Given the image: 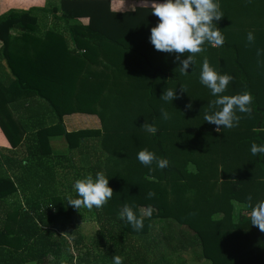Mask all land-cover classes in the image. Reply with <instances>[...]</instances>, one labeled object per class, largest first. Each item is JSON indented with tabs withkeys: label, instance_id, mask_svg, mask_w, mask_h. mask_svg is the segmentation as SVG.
I'll list each match as a JSON object with an SVG mask.
<instances>
[{
	"label": "trees",
	"instance_id": "obj_1",
	"mask_svg": "<svg viewBox=\"0 0 264 264\" xmlns=\"http://www.w3.org/2000/svg\"><path fill=\"white\" fill-rule=\"evenodd\" d=\"M44 9L47 10L43 12L49 13L47 7ZM35 11L33 8L27 11H10L0 18V51L3 60V63L0 62V129L10 145L8 150L11 152L8 153L19 151L26 157L17 161L15 156L10 155L11 157L3 160L6 170L0 174V214L1 217L4 216L0 218V264H48V254L55 256V263L62 259L53 238L54 229L58 231L73 223L77 217L74 214L75 208L53 197L46 205L53 209L48 210H43L39 204H28L27 210H19L20 206L12 210L6 205L7 199L17 192L18 186L29 184L32 176L40 171L37 172L36 164L51 155L49 138L56 135L63 136L69 149L78 148L81 153H87L90 159L91 156L96 157L95 161L88 163V173L95 177L97 172H103L109 179V186L114 194L102 208H96L94 218L97 217L96 221L102 230L103 226H109L112 232H121L123 235L113 243L114 247L108 248L105 253L111 263L112 257L119 255L124 258V264H173L176 251L201 248L203 257L209 258L213 264H238V261L248 264V259L253 264H264V257H259L264 256L262 251L257 253L260 248L251 249L239 258L232 253V249L226 250L224 243L227 235L213 222H207L204 218L195 222V216L191 217L187 212H181L179 209L168 210L161 199L162 194L156 182L142 183L143 179L135 181L133 176L123 177L119 173L115 175L106 171L101 159L103 151L100 148V145L106 146V137L100 130L67 132L63 126V116L78 112L95 114V105H107L110 99L108 97L115 94V91L129 104L137 103L140 110L146 107V102L151 109H155L156 114L161 108H167L168 102L160 99L167 89L162 88L161 79L166 78L161 74L164 66L169 65L171 60L167 58L170 57L169 53L155 50L150 42V30L159 22L152 14V7L115 12L111 10L109 0H60L50 13L54 18L69 25V37L59 32L36 34L39 20ZM83 18L88 19L85 26L75 24ZM14 29L19 32L15 37L11 36ZM69 40L73 43L72 49L78 54H72ZM228 48L234 54L233 65L243 91L251 92L254 97L251 115L263 117L248 130L250 140L264 145V138L261 137L264 134V107L259 105L257 95L251 91L249 77L239 63L238 51L234 47ZM98 52L107 63L121 68L130 81L119 82L118 78L110 80L104 70L99 72L102 75L97 77L95 83L87 81V64L96 58ZM86 71L95 76L89 69ZM169 80L172 81V77ZM169 88L174 89L171 86ZM199 89L195 84L194 90L200 92ZM197 92L192 99L194 102L191 109H177L180 117L194 114L198 119L204 120L205 114H210L206 108L209 99H204L202 92ZM207 123L203 122V126ZM122 127L124 130L127 128L125 125ZM204 133L209 136V133ZM89 135H95L97 138L90 139ZM236 135L235 132L223 131L219 139L225 143H234ZM146 136L148 133L144 132L143 137ZM152 137L161 158L166 159V150L156 140V135ZM93 140L96 141V144H93L96 149L92 151L88 147ZM254 161L264 170V154L256 155ZM30 162L33 164L28 166ZM171 168L173 167L169 165L164 169L159 168L160 172L156 177H165ZM12 169L24 171L23 176L17 178L16 182L11 176ZM32 170L35 172L33 175ZM172 171L177 170L174 168ZM51 172L46 169L45 175L53 177ZM144 173L150 172L145 170ZM236 175L237 180L244 185V181L239 180L242 178L240 172L236 171ZM42 179L43 176H40L35 185H39ZM244 180L247 181L245 178ZM238 184L237 182L230 186L233 194L239 191ZM150 191L155 193L151 198L148 197ZM239 193L233 197L235 200L245 198L250 192L245 195ZM229 199V196L226 200L224 198L221 204L224 203L228 208L231 205ZM124 204L132 206L138 217L139 206L152 209L150 216L143 218V228L140 231H135L130 224L119 218L118 210ZM153 208L157 209V212H154ZM230 214L231 212L225 214L224 220L226 217L230 219ZM238 219L242 223L248 221L243 214H240ZM47 222L58 225L49 228ZM207 223L208 225H205ZM257 256L259 258H256ZM84 261L89 262L87 259Z\"/></svg>",
	"mask_w": 264,
	"mask_h": 264
},
{
	"label": "rangeland",
	"instance_id": "obj_2",
	"mask_svg": "<svg viewBox=\"0 0 264 264\" xmlns=\"http://www.w3.org/2000/svg\"><path fill=\"white\" fill-rule=\"evenodd\" d=\"M31 1L34 3L28 4L27 0H0V18L10 11H27L33 8L36 10L35 14L39 20L36 34L48 35L50 32H59L69 37V29H67L69 25L54 18L53 14L50 13L56 8L57 0H43V2L46 1L44 3L49 9V13L43 12L47 9H44V4H41L42 0ZM222 7L220 4L224 16L221 20L216 21V25L225 37L224 45L227 47L224 45L213 47L206 42L203 45L205 51L195 56L196 62L192 68H189L186 75L182 74L180 65L176 62V54H169L170 57H167L171 60V63L164 66L161 76L164 75L166 79H161V85L163 89L166 87L169 89L170 86L174 87L180 98L174 99L175 101L172 104L171 101H167L170 106L167 105L164 110L169 113L170 119L164 120L162 118V108L156 114L155 109H151L146 102L144 104L146 107L140 110L137 103L129 104L126 99L118 96L115 91V94L108 97L110 99L107 105L103 107L98 104L95 105L97 110L95 114L73 113L65 115L63 121L67 123L66 129L71 131L100 130L103 136L106 137V146L100 145L103 151L101 159L104 162L106 171L113 172L115 175L119 173L123 177L133 176L132 179L135 181L143 179L142 183L156 182L162 194L161 199L168 210L179 209L181 212H187L189 216H195L193 220L195 222L199 218L207 219V222H213L218 228L223 229L224 234L227 235V240L224 243L226 250L228 248L232 249V253L234 252L235 255L241 258L244 256L242 254L255 248H260L261 250L257 253L262 251L264 255V232L251 225L249 219L250 209L243 206L247 203L249 195L252 197L253 205L264 201V170L258 167L254 161L255 156L251 153L253 142L250 140V131H248L263 117L261 115H251L249 117L245 113L237 112V115L242 117L239 125L232 129H223L221 126V131L217 132L215 130L216 126L213 124L207 123L204 127L203 122L205 120L198 119L197 115L192 114L182 118L179 116L181 114L176 112L178 108L188 111L186 105L189 102L192 105V102H194L192 99L197 92L194 90L195 84L200 88L199 91L202 92L204 99H209L206 104L207 111L212 114L214 111L219 110L218 106L217 108H209L210 102L218 97L211 96L210 89L200 83V73L205 57L208 59L210 66L214 67L218 73L229 74L233 77L223 95H236L244 92L233 65L234 54L228 47H234L238 51L239 63L249 77L251 91L257 95L259 105L264 107V0H236V4H233V1H228L224 9ZM41 9L43 10L41 11ZM75 24L82 25L80 22ZM250 31L255 35L253 44H249L247 41V34ZM18 34L19 32L16 29L11 32L13 37ZM69 42L72 54H78L76 50L72 49V41L69 40ZM1 45L0 41V50ZM100 57L102 56L100 55ZM186 58L187 54L181 56V59ZM1 59L0 51V62L3 63ZM98 62L93 69L96 77L102 75L100 73L104 70L110 80L118 78L119 82L121 80L124 83L130 81L127 74L121 71V68L114 67L106 61L103 62V60H98ZM173 72H176V74L174 75ZM170 77H172V81L169 80ZM181 85L185 86L186 92L183 95L180 93ZM109 91L111 92V89ZM145 108L148 109L145 110ZM156 117H160L162 120ZM153 120H155L158 128V132L155 134L157 136L156 140L166 150L168 165L173 167L169 173H166L165 177L159 178L156 175H158L160 169L155 163L151 166L154 171H150L149 167L144 166L137 159L138 152L145 148L161 158L152 140L153 134L141 127L146 121L151 123ZM122 125L127 126V128L124 130ZM223 131L237 133L235 142L230 143L227 141L225 143L219 139V135ZM144 132H147L148 136L143 137ZM204 132L209 133V136ZM3 136L4 134L0 129V138H3ZM261 137L264 138V134ZM89 138L95 139L97 137L89 135ZM49 139L52 148L51 155L44 157L36 164L38 167L37 172L40 170L39 174L32 176L29 184L19 185L17 192L7 199L6 205L10 206L12 210H16V206H20L19 210H27L29 208L28 204L33 206L39 204L43 210L53 209L50 208V205L46 206L48 201L52 200V197L58 198L62 202H67L68 195L76 198L73 189L75 181L90 174L86 168H88V163L95 161V156H91L90 159L87 153H81L78 148L75 150L69 149L61 135L52 136ZM93 144H96L95 140L91 141L90 147H88L92 151L96 149ZM7 145L10 146L9 143H5L4 147L0 144V174L6 170L3 160L7 157L15 156L14 158L17 161L26 158L19 151L9 154L8 152L11 151L6 148ZM31 164L33 162L27 165ZM189 164L195 165V173L189 170ZM174 168L177 170L176 172L172 171ZM46 169L52 171L53 177L49 178L45 175ZM145 170H149L150 173L145 174ZM135 171L136 174H134ZM236 171L240 172L242 178L239 180L244 181V185H241L237 180ZM23 172L22 170H11V176L15 182L17 178L23 176ZM34 173V170H32L31 174ZM40 176H43L42 181L39 185H35ZM232 179L240 184H238L239 191L235 194L229 189L233 184ZM246 192L250 193L244 196L245 198L240 200L233 198L238 193L245 195ZM228 196L231 205L227 208L224 203H221ZM220 204L222 207H220ZM121 208H119V212ZM228 209L229 211H227ZM148 210L149 208L146 206H139L137 213L138 215L145 213L143 218H148L150 216L147 214ZM153 211L157 212V209L153 208ZM229 212H231L230 219L226 217L224 220L225 214ZM96 213L97 209L95 207L91 210L83 207L79 210L76 209L74 214L77 217H75L73 223L58 231L54 229L53 238L60 250L62 259L60 262L55 263V256L48 254L46 257L48 264H68L69 262L74 264H113L105 253L108 252V248H113V243L123 235L121 232H112L109 226H103L104 230H102L96 221L97 217L94 218ZM240 214L248 218L246 223L239 221ZM214 215L215 218H213ZM0 218H4V216L1 217L0 214ZM46 225L53 228L58 224L53 225L47 222ZM205 225H208V223ZM258 256L256 258L264 257ZM86 259L89 260L88 263L84 261ZM178 259L182 261H178ZM173 261V264H213L209 258L203 257L201 248L178 250L173 256ZM246 263L250 264L252 261L248 259ZM256 263L258 262L256 261ZM238 264H242V262L238 261Z\"/></svg>",
	"mask_w": 264,
	"mask_h": 264
},
{
	"label": "clouds",
	"instance_id": "obj_3",
	"mask_svg": "<svg viewBox=\"0 0 264 264\" xmlns=\"http://www.w3.org/2000/svg\"><path fill=\"white\" fill-rule=\"evenodd\" d=\"M152 14L155 15L159 22L151 28L150 42L155 50L176 54V62L180 65L182 74H187L189 68L195 64V56L205 51L203 45L207 42L213 47L223 46L225 37L221 30L217 27L216 21L223 18L224 14L220 9L219 0H151ZM249 44L255 42L253 32L247 34ZM187 54L186 59H181V56ZM259 54V52H258ZM233 80L229 74H220L214 67L210 66L208 59L205 57L200 73V83L210 89L211 94L218 97L211 101L209 108H217L212 114H205L204 120L216 126V131H221L222 128L232 129L239 125L241 116L237 112L245 113L249 117L252 114V103L254 100L251 92L245 90L243 93L236 95H223L226 92L228 85ZM185 86L181 85L180 93H184ZM179 96L176 89H165L160 99L165 101H173ZM192 105H186L187 109H191ZM161 116L164 120L170 119V115L166 110H161ZM145 131L155 135L158 128L153 122L147 121L141 126ZM251 153L256 156L264 154V145H258L253 142L251 145ZM138 161L150 171H154L151 166L155 163L160 169L168 166L169 161L164 158H158L156 154L149 151L147 148L142 149L137 154ZM189 170L195 173V165L189 164ZM233 184H237L235 179H232ZM76 198L72 195L67 196V204L79 210L93 207L100 209L112 198L114 191L109 186V179L103 172H97L95 177L91 174L83 179H77L73 185ZM155 195L154 192H149L148 197ZM250 209L249 219L251 225L258 227L261 232H264V201L252 204V197H247V203L243 205ZM152 209L149 208L148 215ZM145 213H141L138 217L133 207L129 204H124L119 212V218L125 223L130 224L135 231H140L143 228V217ZM219 215V214H216ZM215 218V215L214 217ZM113 264H124V258L119 255L112 257Z\"/></svg>",
	"mask_w": 264,
	"mask_h": 264
},
{
	"label": "crops",
	"instance_id": "obj_4",
	"mask_svg": "<svg viewBox=\"0 0 264 264\" xmlns=\"http://www.w3.org/2000/svg\"><path fill=\"white\" fill-rule=\"evenodd\" d=\"M59 1L60 0H57V2H59ZM109 1H110V4H111V10L115 11V12L134 11V9L137 8V7H148V8L152 7L151 1H145V0H140V1H136V0H109ZM228 1L229 2L233 1V4H236V0H228ZM228 1L227 0H219V4H221L222 6L224 5L222 7L224 9V7L226 6ZM44 2H46V1H44ZM44 2L42 0L41 4H44L43 7H47ZM157 2H161V1H157ZM27 3L28 4H32L34 2H32L31 0H27ZM28 4H26V5H28ZM227 7H229V5H227ZM79 22L82 23L83 26H85L88 23V19L83 18V19H80ZM96 54H97V56L95 58L96 60L92 59V61L88 62V64H87V69L90 70L89 72H94L93 69H94L95 65L99 63L98 60H103L102 59L103 57H100V52H98ZM103 62H105V61L103 60ZM86 70H85V75H86V78L88 77L87 81H89L90 83H95L97 77L96 76H92ZM64 117H66V116H63V118ZM63 118H62V120H63ZM63 126H64V128H65V130L67 132H72L71 130H67L66 129L67 123L65 121H63ZM5 143H8V142H7L6 138H5V136H3V138L2 137L0 138V144L2 145V147H4ZM6 148L9 149L10 146L7 145Z\"/></svg>",
	"mask_w": 264,
	"mask_h": 264
}]
</instances>
